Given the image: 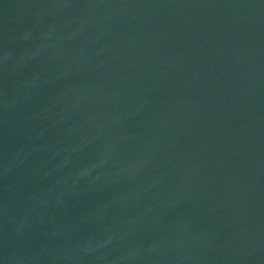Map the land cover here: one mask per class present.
Returning <instances> with one entry per match:
<instances>
[{
  "label": "water",
  "instance_id": "obj_1",
  "mask_svg": "<svg viewBox=\"0 0 264 264\" xmlns=\"http://www.w3.org/2000/svg\"><path fill=\"white\" fill-rule=\"evenodd\" d=\"M0 264H264V0H0Z\"/></svg>",
  "mask_w": 264,
  "mask_h": 264
}]
</instances>
